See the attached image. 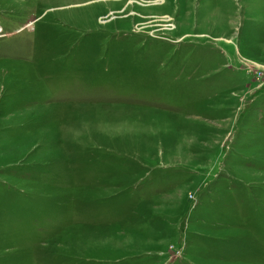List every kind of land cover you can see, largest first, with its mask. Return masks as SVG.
Instances as JSON below:
<instances>
[{
    "label": "rangeland",
    "instance_id": "obj_1",
    "mask_svg": "<svg viewBox=\"0 0 264 264\" xmlns=\"http://www.w3.org/2000/svg\"><path fill=\"white\" fill-rule=\"evenodd\" d=\"M0 264H264V0H0Z\"/></svg>",
    "mask_w": 264,
    "mask_h": 264
},
{
    "label": "bare ground",
    "instance_id": "obj_2",
    "mask_svg": "<svg viewBox=\"0 0 264 264\" xmlns=\"http://www.w3.org/2000/svg\"><path fill=\"white\" fill-rule=\"evenodd\" d=\"M0 32H1V29H0Z\"/></svg>",
    "mask_w": 264,
    "mask_h": 264
}]
</instances>
